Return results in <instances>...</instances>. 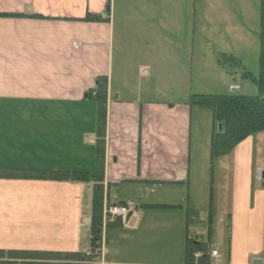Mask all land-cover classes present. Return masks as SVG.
<instances>
[{
	"label": "crops",
	"instance_id": "0c3cea01",
	"mask_svg": "<svg viewBox=\"0 0 264 264\" xmlns=\"http://www.w3.org/2000/svg\"><path fill=\"white\" fill-rule=\"evenodd\" d=\"M163 2L0 0V175L93 172L98 107L87 93L105 76V203L138 207V222L106 226L97 264H188L187 241L195 236L218 249L212 264H264V182L255 180L264 172V132L229 155L211 157V111L204 131L206 108L190 104L193 94L210 92L186 93L178 85L191 78L194 42L179 58L172 35L184 26ZM88 13L104 20H84ZM163 38L173 64L169 76L178 85L173 97L180 90L183 100H155L148 94L165 89L131 84L137 74H155ZM148 61L151 67L143 64ZM95 185L1 177L0 249L93 251Z\"/></svg>",
	"mask_w": 264,
	"mask_h": 264
},
{
	"label": "rangeland",
	"instance_id": "374dc122",
	"mask_svg": "<svg viewBox=\"0 0 264 264\" xmlns=\"http://www.w3.org/2000/svg\"><path fill=\"white\" fill-rule=\"evenodd\" d=\"M158 2L160 4V0ZM163 4L164 11L173 16L177 15L179 26H184L183 32L172 35L179 43V58L184 57L186 53L185 45L190 44L192 40L194 42V59L192 67H189L191 78L188 81L186 78L179 80L178 85L182 86V91L188 93L192 89L194 92H210V94L239 92L252 96L259 95L257 85L251 79L245 78L243 73L249 72L254 76L259 73L260 0H173L172 2L164 0ZM167 20L175 22L169 18ZM192 25L195 27L194 35L187 33L191 32ZM158 44L160 49L157 51L163 54L156 56L157 65L153 68L155 74L153 71L152 76L137 74L135 82L131 84L134 89L142 88V91L146 85L151 86L152 90L156 87L165 89L163 93H155V96L148 94V97L152 96L155 100H169L177 96L178 100H183L184 96L179 94L180 90L174 93L175 97H173V90L178 85L176 84L175 87V83L171 82L173 77L169 76L170 64H173L164 47V38ZM143 48L146 50V46ZM231 56L237 59L236 64L232 61L225 62L224 59ZM238 59L241 61L239 64ZM143 64L152 66L149 61ZM145 70L148 68L146 67ZM231 84L237 85V91H233ZM204 111L205 126L201 129L205 131L208 109ZM210 123L213 124L212 115L209 126ZM255 178L258 181L257 174ZM215 186H218L217 182ZM201 188L203 189L204 186L202 185ZM194 191H200V189H194ZM198 195L201 197L200 194ZM206 204L209 206L208 203ZM213 207L217 216L219 212L217 200ZM137 217L138 215L132 220V224L127 226L135 228L138 222ZM195 237L194 241H201Z\"/></svg>",
	"mask_w": 264,
	"mask_h": 264
},
{
	"label": "trees",
	"instance_id": "16d2710c",
	"mask_svg": "<svg viewBox=\"0 0 264 264\" xmlns=\"http://www.w3.org/2000/svg\"><path fill=\"white\" fill-rule=\"evenodd\" d=\"M35 17H41L35 15ZM87 21H102L104 18L99 14L88 13L84 18ZM260 57L259 73L254 76L252 73L244 72L245 78L251 79L259 89V95L252 96L229 92L222 94H193L190 104L193 106L206 107L211 111L213 120V133L211 136L210 151L211 157L229 155L235 147L246 138L264 132V0H260ZM225 62L232 61L235 64L237 59L233 56L225 58ZM241 61L238 59V64ZM223 64V63H222ZM108 78L100 76L96 78L95 87L88 91L89 98L93 99L98 107L97 127V168L89 171H53L33 169H8L6 175L0 178H26V179H50L71 182H95L91 208V230L92 247L101 249L102 233L104 225V206L108 203L104 190V153L106 138V109L108 99ZM222 124L221 130L218 125ZM263 182V180H262ZM118 202V201H117ZM116 203V202H115ZM131 204V203H130ZM156 207L159 205H147ZM115 222H120L115 221ZM112 222V223H115ZM109 223H107L108 225ZM210 249L213 245L210 244ZM202 251L204 255L196 259L193 254ZM208 246L203 242H195L188 239L186 247L188 264H212L208 254ZM100 255H86L85 252H60V251H39V250H1L0 264H97Z\"/></svg>",
	"mask_w": 264,
	"mask_h": 264
},
{
	"label": "built area",
	"instance_id": "2783aa9c",
	"mask_svg": "<svg viewBox=\"0 0 264 264\" xmlns=\"http://www.w3.org/2000/svg\"><path fill=\"white\" fill-rule=\"evenodd\" d=\"M110 214L112 217H122V218H126L129 213H130V209L124 206H114L112 208H110ZM214 254H216V252H214Z\"/></svg>",
	"mask_w": 264,
	"mask_h": 264
},
{
	"label": "water",
	"instance_id": "95a60500",
	"mask_svg": "<svg viewBox=\"0 0 264 264\" xmlns=\"http://www.w3.org/2000/svg\"><path fill=\"white\" fill-rule=\"evenodd\" d=\"M219 128L221 129V124H219ZM263 176H264V172H263ZM119 204H126V201H119ZM100 232V230L98 231V233ZM254 264H262V261L257 259V260H254Z\"/></svg>",
	"mask_w": 264,
	"mask_h": 264
}]
</instances>
